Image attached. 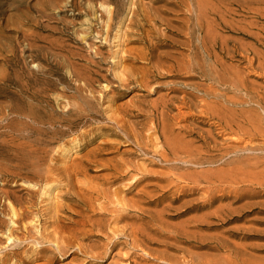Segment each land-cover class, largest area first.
I'll return each mask as SVG.
<instances>
[{
    "label": "rangeland",
    "instance_id": "obj_1",
    "mask_svg": "<svg viewBox=\"0 0 264 264\" xmlns=\"http://www.w3.org/2000/svg\"><path fill=\"white\" fill-rule=\"evenodd\" d=\"M197 16L203 18L201 35L207 43L217 38L218 47L212 51L226 67H236L251 92L238 93L243 102L237 109L249 111L246 116L237 112L239 118L252 113L250 118L263 128L264 0H0V223L19 240L17 246H7L0 227V264H264L262 138L252 139L250 147L256 150L222 156L233 150L225 149L234 146L229 143L219 151H200L189 164L183 154L173 159L160 132L162 116L153 106L167 93V83H180L191 94L187 100L196 105L194 116L189 119L185 114L193 110L175 101L163 116L166 128L182 135L183 126L193 125L200 134L211 132L220 145L224 135L216 119L199 114L198 97L203 93L187 85L210 86L209 81L183 71V77L194 78L156 80L146 73L148 86L135 85L143 79L141 68L159 62L166 67L170 58L181 67L188 59L189 66L215 70L197 42L192 47L188 43L186 21L190 18L188 29L197 36ZM249 47L259 56L253 69L246 66ZM145 52L154 57L150 64L130 60ZM158 55L164 56L159 62ZM127 65L136 68L135 76ZM205 100L217 101L211 96ZM74 108L85 112L75 115ZM29 110L44 119L66 121L35 126L20 115ZM30 124L42 128L43 134L29 133ZM196 137L186 140L202 146ZM34 139L41 140V157L54 169L49 191L40 188L39 181L30 182V175L19 167L20 160L32 159L27 141ZM205 173L217 182L210 186L201 178ZM188 174L200 176L193 181L197 187L182 178ZM13 192L27 213L24 226L12 225L6 215L3 196ZM213 196L224 198L200 208ZM217 207H224L219 216ZM57 225L64 226L65 235L77 229L71 240L81 249L51 252L48 243L33 241L41 230L51 232ZM86 248L101 254L92 256Z\"/></svg>",
    "mask_w": 264,
    "mask_h": 264
},
{
    "label": "bare ground",
    "instance_id": "obj_2",
    "mask_svg": "<svg viewBox=\"0 0 264 264\" xmlns=\"http://www.w3.org/2000/svg\"><path fill=\"white\" fill-rule=\"evenodd\" d=\"M202 1V0H201ZM105 2V1H104ZM201 5V4H200ZM191 7V6H190ZM104 9V7L102 6L101 4V9ZM107 8V7H106ZM105 8V9H106ZM202 8V7H201ZM191 9V8H190ZM203 9V8H202ZM107 10V9H106ZM103 11V10H102ZM199 11V10H198ZM212 11V10H211ZM107 12V11H106ZM194 13V12H193ZM201 13H202V10H201ZM207 13V12H206ZM200 14V13H199ZM185 15V14H184ZM109 18V17H108ZM195 19V18H194ZM202 16H197L196 17V25H195V30H198L199 34L197 36L194 35V31H190L188 28H189V25H190V18L187 19V26H186V29L188 30V32L186 33L187 36H188V43L189 45L192 47L191 44H193L194 41L197 42L196 46H197V49L199 50H202L204 53H205V56L207 59H209L212 63H213V66L215 67V70L214 69H209L208 71H205L203 70L200 66V67H192V66H189L191 64V62L186 59L184 60L185 62H183L184 66H180V64L176 63L175 59L173 58H170V61L172 62L171 64H168L166 67H163V66H160V59L164 58V56L162 55H158L157 56V59H158V64L156 63V65H153V66H149L148 68H141V76L140 77H143V79L140 81V83L138 82V84H135V85H138L139 87L141 86H148V83H149V80L147 81H144L145 79V75L146 73L149 74V76L152 78V79H158L160 76L164 77V78H179V79H185V78H194L193 74L192 75H187L185 77H183L181 75L180 72H188L189 73H197V74H200L201 76L204 77V79H207L210 83V86H207V85H201V84H187L189 86H192V87H195L198 91H201L203 93L202 96H199V100H198V107H201L200 111H199V114H201L202 116H205V117H210L209 119H216L215 122H217V125L219 126V129H220V133L221 135H224V139L222 140L223 142L220 143V145H218L219 143H217V140H216V136H214L213 134H211V132H207L206 135L205 133H202L201 134L199 132L196 131L195 127L193 125H187V126H183L182 128V131H183V134L181 135V133H177V134H174V130L172 129H169L166 128L168 126V123L164 122L163 121V116L167 113V110L170 108V104L177 101L180 103L181 106H183V108H188L190 111L193 110V112H187V117L190 119L191 117H193L194 115V109L193 107L196 106L194 105L191 101H188L187 100V95H191L190 93H188L187 91H184L181 87H179L178 84L180 83H170L167 87V93L163 94L161 97H160V100L158 99L157 101H159L158 103L156 102L155 105L153 106V109H155V112L156 114L159 113L160 116H162V120L160 121L162 124V127L160 128L161 129V135L164 137V140H165V144L167 145V147L169 148L170 150V154L172 155L173 159H176L179 155L183 154L184 158H186V161H188L187 163L189 164V161L191 157L195 158V155L198 154L200 151L203 150V153H206V149L208 151H212V150H218L220 149V147L222 145L226 146L227 144L229 143H234V146L230 145V146H227L225 149H228V148H232L233 150L232 151H227L225 152L224 150V154L222 156H225L227 155L228 153H231V152H238V151H244V150H256L254 149V147H250V143L252 141V139L254 138H257V137H261L262 140H263V144H264V127L261 128L262 126H260L259 122L256 123L255 119L254 118H250L251 117V114L249 115L250 117H245L246 114L245 112H249L247 110H244L245 112L241 113V111L243 110H240L237 109L238 106H241L242 105V94H239L240 96H238V93H243L245 96L246 95H251V92L247 86V83L244 79V77H242L241 73L237 71L236 67H233V66H229V67H226V65H224V62L222 61V58L221 57H217L215 55V53L212 51L214 48L218 47V42H217V38L216 36L214 35L213 39L211 40L210 43H207L208 40L206 39V37H204L203 35H201L202 31H203V21H202ZM110 21V20H109ZM108 22V21H107ZM251 28V27H250ZM245 31V30H244ZM209 32V31H208ZM207 32V33H208ZM207 35V34H206ZM205 35V36H206ZM257 35V34H256ZM209 36V35H208ZM104 39V38H103ZM225 39V38H224ZM105 40V39H104ZM223 42V41H222ZM220 48L221 50H225V47L221 44L220 45ZM137 49V48H136ZM196 49V50H197ZM149 50V49H148ZM129 51V50H128ZM248 54L250 55L249 59H248V64L246 65L247 68L249 69H253V63H255L256 59L259 57L257 56L258 53L257 51L254 50V48L252 47H249L248 49ZM132 53V52H131ZM194 53V52H193ZM202 53V52H201ZM135 54V53H134ZM138 54V53H136ZM112 55V54H111ZM132 55V54H131ZM134 56V55H132ZM243 56V55H242ZM135 58H130V60L132 62H136L137 59H144V60H147L148 61V64H150V61L154 59V57H151L150 55H148V53H143L142 55H136L134 56ZM130 61V62H131ZM130 64V63H129ZM202 64V63H201ZM204 64V63H203ZM117 66V65H116ZM128 66V65H127ZM131 65L128 66V68L130 67ZM124 67V66H123ZM130 73H131V76H135V73L133 70L135 67H130ZM124 69V68H123ZM136 69V68H135ZM166 70V72H169L170 74L169 75H165L162 71L160 70ZM126 70V69H125ZM128 71V70H127ZM140 71V69H139ZM68 72V71H67ZM121 72V71H120ZM123 72V70H122ZM77 73V72H76ZM115 73V72H114ZM117 73V72H116ZM128 73V72H127ZM126 71H125V77H126ZM129 73V74H130ZM122 74V73H120ZM119 74V76H120ZM259 74V73H258ZM114 75V74H113ZM123 75V74H122ZM115 77V75H114ZM124 77V76H123ZM124 77V78H125ZM242 77V78H241ZM103 78V77H102ZM117 78H118V75H117ZM124 78H122V82H124ZM129 78L128 76L126 77V81H128L127 83H129L131 80L127 79ZM136 79V78H135ZM82 80L84 82H87L86 85H88V78L87 77H83ZM106 80V79H105ZM119 80V79H118ZM104 81V80H103ZM153 81V80H152ZM151 81V82H152ZM107 82V81H106ZM126 83V82H124ZM146 85H143L145 84ZM185 84V83H184ZM78 85V84H77ZM82 85V84H81ZM112 85V84H111ZM124 85V84H123ZM127 86V84H125ZM186 85V84H185ZM257 85V84H256ZM122 86V85H121ZM89 87V86H88ZM129 87V86H128ZM133 87V86H132ZM136 87V86H135ZM130 88V87H129ZM138 88V87H136ZM146 89V88H145ZM88 90V89H87ZM144 90V89H143ZM232 92V95L231 96H228L227 93H230ZM178 93H181L182 96L181 97H178L176 94ZM172 94V95H171ZM93 95V94H92ZM249 95V96H250ZM207 96H211L214 100H217L215 102H213L212 104L211 103H207V101L205 100V97ZM250 98V97H249ZM260 98V97H259ZM32 99H34V97H32ZM91 99V98H90ZM94 99V97H93ZM252 100V98L250 99V101ZM66 105V104H65ZM79 106H77L76 108H78ZM99 107V106H98ZM74 108V109H76ZM85 109V108H84ZM101 109V108H100ZM19 112V111H18ZM69 112V111H68ZM75 115H82L83 111L82 109L78 110L76 109L74 111ZM108 112V111H107ZM154 112V111H153ZM197 112V111H196ZM237 112H240V115L242 114H245V116H240L239 118V114ZM70 113V112H69ZM90 113V112H89ZM89 113L86 112V114L88 115ZM263 113H264V107H263ZM64 114V113H63ZM150 114V113H149ZM155 114V116H156ZM20 115H24L27 119L30 120V122L35 125V126H43L44 124L48 123L49 125H51L52 127L59 123V124H62L63 121H66V118L64 119L63 117H61L60 119L58 120H52V119H44L42 118L41 116L39 117L34 111H31L29 110L28 112L26 113H20ZM66 115V114H64ZM68 115V113H67ZM90 115V114H89ZM153 115V114H152ZM167 115V114H166ZM175 115V114H174ZM189 115V116H188ZM112 116V115H111ZM151 117V115H149ZM65 117V116H64ZM107 117V116H106ZM118 117V116H117ZM148 117V116H147ZM159 117V116H158ZM165 117V116H164ZM242 117H245V118H242ZM254 117V116H253ZM186 118V116H185ZM255 118L257 120H259V117H256ZM154 119V118H153ZM115 120V119H114ZM262 121V120H261ZM263 122V121H262ZM155 123V122H154ZM165 123V124H164ZM47 124V125H48ZM64 125V124H63ZM151 126V125H150ZM260 126V127H259ZM160 127V126H159ZM171 127V126H170ZM169 127V128H170ZM39 128V127H38ZM26 129L30 130L29 133L31 134H35V136H40L43 134V130L42 128L41 129H35L34 126H31V124L29 125V127ZM27 130V131H28ZM156 131V130H155ZM54 133V132H53ZM155 133V132H154ZM149 134V133H148ZM196 135L200 141L203 142L202 146H196L194 147V141L193 140H186V138L188 136L192 137L193 135ZM203 134V135H202ZM242 134V135H240ZM28 135V134H27ZM146 135V134H145ZM168 135V136H167ZM234 135H239L238 138H235ZM244 135H246V138L244 139ZM21 138L23 139L24 137L22 135H20ZM19 136V137H20ZM34 136V135H33ZM149 136V135H148ZM167 136V137H166ZM227 136V137H225ZM18 137V138H19ZM29 137V136H28ZM174 137V138H173ZM218 139V138H217ZM29 146H30V149L31 150V156L32 159H28V158H25V159H22L20 160V164H19V167L20 168H23L25 169L27 172L28 175H30L29 177H27L30 182L31 181H35V182H41L43 183V185H41L40 188H42L44 191H49L53 186L51 184L54 185V183H51L53 181H55V179L53 180V172H54V169L53 167L51 166L50 162H46L45 159L43 160L42 157H41V151L44 149L42 148V150H40V148L38 147V145L41 143V140L39 141V139H34L33 141H27ZM9 143V142H8ZM213 143V144H212ZM25 144V143H24ZM240 145V147H238L237 145ZM27 145V144H26ZM257 145V144H256ZM40 146V145H39ZM42 146V145H41ZM138 146V145H137ZM44 147V146H43ZM147 149V148H146ZM155 150V149H154ZM219 151V150H218ZM30 154V153H29ZM53 155V154H52ZM162 155V154H161ZM164 155V154H163ZM198 155H202L201 153H199ZM207 155V154H206ZM213 155V154H212ZM25 156V155H24ZM23 156V157H24ZM28 156V157H29ZM146 156V155H145ZM165 156H167L165 154ZM235 156V155H234ZM161 157V156H160ZM21 158V157H20ZM164 158V156H163ZM168 158V157H167ZM198 158V157H197ZM229 158V157H228ZM16 159V158H15ZM166 159V158H164ZM169 159V158H168ZM167 159V160H168ZM172 159V160H173ZM178 159V158H177ZM18 160V158H17ZM166 160V161H167ZM171 160V159H170ZM171 160V161H172ZM169 161V160H168ZM193 161V160H191ZM196 162V160H194ZM193 161V162H194ZM16 162V160H15ZM197 163V162H196ZM3 164V163H2ZM173 164V163H172ZM192 164V163H190ZM194 164V163H193ZM257 164V163H256ZM16 166V164H15ZM185 166V165H184ZM19 168V169H20ZM195 168H197L195 166ZM221 168V167H219ZM233 168V167H232ZM138 169V168H137ZM22 170V169H21ZM206 169H204L205 171ZM126 171V170H125ZM201 171V170H199ZM203 171V170H202ZM207 171V170H206ZM212 171V170H211ZM221 172V171H220ZM231 172V171H230ZM260 172V171H259ZM123 173V172H122ZM130 173V172H129ZM192 173V172H191ZM199 173V172H198ZM204 173V172H203ZM202 173V174H203ZM126 174V173H125ZM131 174V173H130ZM183 174V173H182ZM201 174V172H200ZM206 174V173H205ZM204 174V175H205ZM210 174V173H209ZM215 174V173H214ZM213 174V175H214ZM217 174V173H216ZM55 175V174H54ZM174 175V174H173ZM181 175V174H180ZM199 176L198 174H195V176ZM203 177L201 176V178H203V180H206V183L210 184V186L216 181V180H212L211 178L209 179V175H207V177ZM205 175V176H206ZM211 175V174H210ZM221 175V174H220ZM249 175V174H248ZM251 175V174H250ZM52 176V177H51ZM128 176V175H127ZM188 175H186V177H182L186 180L187 184L188 183H192L193 181L197 182L198 181V178H200V176L197 178V176H193V177H190V179H188ZM212 176V175H211ZM223 176V175H222ZM179 177V176H177ZM215 177V176H213ZM219 177V176H217ZM216 177V179H217ZM243 177V176H242ZM259 177V176H258ZM59 177H57L58 179ZM234 178V177H233ZM23 179V178H22ZM174 179V178H173ZM178 179V178H177ZM219 179V178H218ZM212 180V181H211ZM219 180H222L221 177ZM218 180V181H219ZM244 180V179H243ZM60 181V179H59ZM195 182H193V185H194V188L195 186L197 187V183L194 184ZM205 182V181H204ZM217 182V181H216ZM250 182V181H249ZM255 182V181H254ZM262 182V181H261ZM40 183V184H41ZM58 183V182H55V184ZM60 183V182H59ZM81 183V182H80ZM84 183V182H83ZM181 183V182H180ZM68 184V183H67ZM77 184V183H76ZM186 184V185H187ZM262 184V183H261ZM37 185V184H36ZM185 185V186H186ZM199 185V184H198ZM35 186V185H34ZM66 186V185H65ZM93 186V185H92ZM182 186V185H181ZM188 186V185H187ZM207 187V186H206ZM96 188V187H95ZM211 188V187H210ZM224 188V187H223ZM88 189V188H87ZM41 190V189H40ZM216 190V189H215ZM100 191V190H99ZM69 193V191H67ZM206 193L209 194L210 192L208 190H206ZM4 194V193H3ZM41 194V193H40ZM66 194V193H65ZM42 195V194H41ZM41 197V196H40ZM70 197V196H69ZM3 198L8 202V206L5 207V211H6V215L9 216V221L12 225L14 226H19V225H23L22 222L24 221V224H25V221L24 220L26 218V211L23 210L22 206H20V203H21V200L18 196H16V194L13 192V193H5V195L3 196ZM116 198V197H115ZM224 197L223 196H219L218 198L216 196H213V197H210L208 200H206L203 204L200 205V208H206V207H209L211 206L217 199H223ZM226 198V197H225ZM42 199H40L41 201ZM200 202V201H199ZM100 204V203H99ZM126 205V204H125ZM124 205V206H125ZM169 205V204H168ZM30 207V206H29ZM222 207V206H220ZM220 207H217V210L214 212L216 214L221 215V209ZM121 209V208H120ZM224 209V207H223ZM223 209H222V212H223ZM57 212V211H56ZM187 212V210L185 211ZM213 212V211H212ZM158 214V213H157ZM211 214V213H210ZM215 214V215H216ZM129 215V214H127ZM140 215V214H139ZM163 215V214H162ZM209 215V214H208ZM58 216V215H57ZM137 216V215H136ZM191 217V216H190ZM8 218V217H7ZM121 218V216H120ZM138 218V217H137ZM200 218V216H199ZM83 220V219H82ZM120 219H118L119 221ZM198 220V219H196ZM195 220V221H196ZM31 221V220H30ZM191 221V220H190ZM33 222V220L31 221ZM30 223V222H28ZM47 223V222H46ZM202 223V222H201ZM91 224V223H90ZM26 225V224H25ZM13 226V227H14ZM24 226V225H23ZM0 227L2 229L3 226H2V223H0ZM113 227V226H112ZM38 228V227H37ZM35 229V228H34ZM33 229V230H34ZM24 230V229H23ZM45 230V229H44ZM44 230H41L40 231V236L39 238H34L33 241H36V243L39 241L38 239H41L40 242H42L41 244H39L40 246L44 245L45 243H48L50 248L52 249L51 252L53 251H57L58 253H61V252H65L67 251V249L69 248H72V247H76V248H79L81 249V245L80 243H78L77 241H73L71 240V237L72 235H76L78 233V230L77 229H74V228H70L68 229L70 234H67L65 235L66 231L64 229V226H55L54 229L51 231V232H47V233H44L46 231ZM115 230V229H114ZM133 230V229H132ZM38 231V230H37ZM139 231V230H138ZM186 231V230H185ZM42 232V233H41ZM110 232V231H109ZM112 232V231H111ZM114 232V231H113ZM168 232V231H167ZM12 232L9 231V229L6 227V229H4V235H6V239L7 240V243L8 244L7 246H11V247H15L17 246L18 242L19 241L18 239H15L12 237ZM35 233V232H34ZM39 233V232H38ZM87 233V230L86 231H83L82 232V235H86ZM80 234V233H79ZM144 235V234H143ZM2 236V235H1ZM26 237V236H25ZM76 237V236H75ZM120 237V236H119ZM148 237V236H147ZM74 238V237H73ZM86 238V237H85ZM84 238V239H85ZM77 239V238H76ZM2 239L0 238V241ZM115 240V239H114ZM6 242V241H5ZM4 243V242H2ZM115 243L116 242H113L111 247L115 246ZM111 244V243H110ZM34 246V245H33ZM36 246V245H35ZM38 246V245H37ZM3 247V245H2ZM1 247V248H2ZM46 247V246H45ZM48 247V245H47ZM6 248V247H4ZM91 248V247H89ZM110 248V247H109ZM78 249V250H79ZM1 250V249H0ZM83 250V249H82ZM80 250V251H82ZM94 250V249H93ZM88 252V254H92V256H99L101 253H92L90 251L86 250ZM2 252V251H1ZM154 259V258H153ZM222 262V261H221ZM189 264H197L196 262L194 263L193 261H190ZM200 264V263H199Z\"/></svg>",
    "mask_w": 264,
    "mask_h": 264
}]
</instances>
